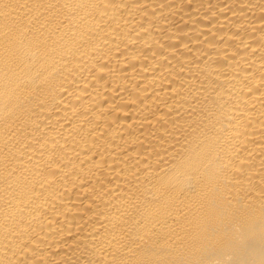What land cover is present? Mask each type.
Here are the masks:
<instances>
[{
	"label": "bare ground",
	"instance_id": "bare-ground-1",
	"mask_svg": "<svg viewBox=\"0 0 264 264\" xmlns=\"http://www.w3.org/2000/svg\"><path fill=\"white\" fill-rule=\"evenodd\" d=\"M0 264H264V0H0Z\"/></svg>",
	"mask_w": 264,
	"mask_h": 264
}]
</instances>
